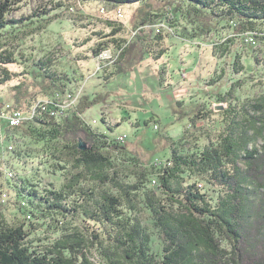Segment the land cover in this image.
Masks as SVG:
<instances>
[{
	"label": "trees",
	"instance_id": "obj_1",
	"mask_svg": "<svg viewBox=\"0 0 264 264\" xmlns=\"http://www.w3.org/2000/svg\"><path fill=\"white\" fill-rule=\"evenodd\" d=\"M26 1L0 0V87L11 88L12 109L31 114L37 107L24 126L41 146L42 170L62 174L65 182L56 188L19 179L18 212L31 218L10 221L0 202V264H264V142L255 145L264 140V94L253 108L229 104L205 145L184 148L186 135L180 142L160 135L157 143L171 151L165 165L155 166L147 148L148 161L132 154L119 164L114 153L123 152L121 143L84 120L103 101L99 95L81 93L77 106L57 111V97L83 91L82 85L73 91V85L84 76H73L62 52L23 48L29 32L52 20L46 11L10 18ZM99 1L111 15L135 6L131 26L107 18L105 30L91 32L82 43V61L105 51L119 54L96 73L104 72L105 83L123 73L135 45L120 49L132 42L135 29L133 43L144 53L156 60L168 53L164 42L172 34L156 33L160 22L191 41L227 31L228 42L264 41V0ZM77 4L59 2L56 9L74 12ZM38 54L43 56L36 59ZM14 65L21 72L9 68ZM155 129L160 132V126ZM81 139L86 151L79 148ZM148 223L158 231L160 255L152 250ZM39 230L44 238L37 239Z\"/></svg>",
	"mask_w": 264,
	"mask_h": 264
},
{
	"label": "rangeland",
	"instance_id": "obj_2",
	"mask_svg": "<svg viewBox=\"0 0 264 264\" xmlns=\"http://www.w3.org/2000/svg\"><path fill=\"white\" fill-rule=\"evenodd\" d=\"M67 1L78 3L74 12L56 9L59 2ZM134 8L135 6L123 7L122 20L129 26ZM102 10L103 3L99 0H27L10 18L20 19L36 11H46L50 15L52 20L45 23V28L29 32L23 48L35 53L34 49L64 53V57L70 59L73 76H84L73 85V91L81 89L82 85V93L85 92L88 96L99 95L103 99L100 105L85 113L84 120L88 125L104 132L112 142L119 137H127L125 142H121L123 152L114 153L117 163H124L132 154L138 157L140 155L143 160L148 161L149 156L145 154L147 148L151 152L150 157L154 159L152 163L158 160L164 165L171 156V151L164 143H157L160 135H166L175 142H180L186 135L184 148L205 145L210 132L220 128L219 114L229 104L238 107L246 104L253 108L255 99L264 94V41L258 40L256 44L247 42L246 39L242 40L245 43L239 40L228 42L231 37L228 31L220 32L218 36L191 41L184 36L177 37L181 35L180 29L175 28L174 34L162 22L156 24L154 29L156 33L172 34L171 39L164 42L166 48H170L168 53L156 60L144 53L139 44L133 43V38L131 43L128 42L120 49L123 52L128 45H135L123 73L105 83L104 72L96 74L100 70L97 60H79L80 53L86 54L83 51L87 46H82L86 37L93 31L105 30L102 21L107 18L121 19L118 12L111 15L104 14V11L102 13ZM71 17L76 19L79 26L73 24ZM34 19L38 20V17ZM163 24L167 28H163ZM82 25L86 29L81 28ZM136 30L140 29H135L134 32L139 33ZM42 56L43 54H38L36 59ZM236 62L239 69L235 68ZM9 68L16 72L22 70L16 65ZM12 97L13 93L8 85L0 87V103L10 104ZM78 100L79 97L75 100V106ZM26 123L22 122L18 128L12 129L5 120L0 121V131L3 130L2 127H9L2 134L5 143L0 145V160L5 162L1 169L3 174L0 175V202L10 221L17 217H27L18 212L19 199L16 198L15 186L19 179L26 177L33 183L42 182L47 187L53 184L56 188H60L65 182L62 174L50 175L42 170L44 165L41 146L29 139L28 129L24 126ZM155 125L160 126V132L155 129ZM263 142L260 137L255 145L260 147ZM7 143L12 145L9 150ZM8 171L14 172L15 177L8 179ZM122 171L129 174L128 171ZM28 221L30 220L26 221L27 225ZM146 227L152 236V250L160 255L158 231L152 223H148ZM41 234L44 232L39 230L37 239L44 238Z\"/></svg>",
	"mask_w": 264,
	"mask_h": 264
},
{
	"label": "built area",
	"instance_id": "obj_3",
	"mask_svg": "<svg viewBox=\"0 0 264 264\" xmlns=\"http://www.w3.org/2000/svg\"><path fill=\"white\" fill-rule=\"evenodd\" d=\"M104 10H102V13H103ZM120 15L119 18H124L123 16V13L122 12H118ZM122 13V14H121ZM164 25V24H163ZM163 28H167L165 25ZM136 33L133 34V37L132 39L135 37ZM247 42H252L253 44L255 43L256 44V41L253 39V38H250L248 37L246 39ZM119 57V54L118 55H114L111 51H105V52H102L99 57H98V69H101L102 68V63L106 64L105 62H113L115 61L117 58ZM82 93V90L78 91L77 93L75 94H66V95H63V96H58L57 99L58 102H57V107H58V110L57 111H60L59 114L61 113H64V111H67L69 109H72L75 107V100L78 99V97H80ZM40 105L37 104V106ZM36 108L35 107L32 111V113L30 114H27L25 112H22V111H17V110H14L11 108L10 104H7V105H3L0 107V121L1 120H5L8 124V122H11V121H14V120H22V122H28L30 119H32V115L36 112ZM58 115V114H56ZM127 139L126 136L124 137H119L117 140L121 143V142H125ZM5 141H4V135L0 134V145L4 144ZM11 144L7 147V148H11ZM156 165H163V163H161L160 161L157 160V162H155ZM166 164V163H165ZM164 164V165H165ZM15 177V174L14 172L12 171H8L7 172V178L10 179V178H14ZM157 184V181L156 179L153 181V185H156ZM4 196H7V194H4ZM25 205V204H24ZM28 218H31L30 215L27 216Z\"/></svg>",
	"mask_w": 264,
	"mask_h": 264
},
{
	"label": "bare ground",
	"instance_id": "obj_4",
	"mask_svg": "<svg viewBox=\"0 0 264 264\" xmlns=\"http://www.w3.org/2000/svg\"><path fill=\"white\" fill-rule=\"evenodd\" d=\"M21 123H22V120H14V121L8 122L9 127L12 129L17 128L18 126L21 125Z\"/></svg>",
	"mask_w": 264,
	"mask_h": 264
},
{
	"label": "water",
	"instance_id": "obj_5",
	"mask_svg": "<svg viewBox=\"0 0 264 264\" xmlns=\"http://www.w3.org/2000/svg\"><path fill=\"white\" fill-rule=\"evenodd\" d=\"M86 145L87 144L81 139L80 140V145H79L80 150L86 151L88 149V147Z\"/></svg>",
	"mask_w": 264,
	"mask_h": 264
},
{
	"label": "crops",
	"instance_id": "obj_6",
	"mask_svg": "<svg viewBox=\"0 0 264 264\" xmlns=\"http://www.w3.org/2000/svg\"><path fill=\"white\" fill-rule=\"evenodd\" d=\"M123 112H124V110H122V113ZM2 128H3V130L0 131V134H3V132H5V130L8 129L7 127L6 128L5 127H2ZM9 145H10V143H7V146H9Z\"/></svg>",
	"mask_w": 264,
	"mask_h": 264
}]
</instances>
